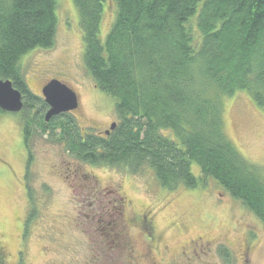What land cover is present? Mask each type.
I'll use <instances>...</instances> for the list:
<instances>
[{
    "label": "trees",
    "instance_id": "obj_1",
    "mask_svg": "<svg viewBox=\"0 0 264 264\" xmlns=\"http://www.w3.org/2000/svg\"><path fill=\"white\" fill-rule=\"evenodd\" d=\"M105 1L73 4L82 61L114 99L116 126L93 133L71 113L46 122L48 106L25 84L22 57L55 43L57 0H0V80L21 92L20 113L43 107L38 128L80 164L149 171L167 190L210 179L264 224V170L237 151L222 120L223 98L238 93L264 111V0H114V20L100 40ZM22 118L29 163L34 120Z\"/></svg>",
    "mask_w": 264,
    "mask_h": 264
},
{
    "label": "rangeland",
    "instance_id": "obj_2",
    "mask_svg": "<svg viewBox=\"0 0 264 264\" xmlns=\"http://www.w3.org/2000/svg\"><path fill=\"white\" fill-rule=\"evenodd\" d=\"M103 8L100 40L114 20V0H106ZM55 10L54 45L30 50L20 61L25 84L43 99V84L51 78L63 81L78 95L79 106L71 115L79 125L102 134L117 120L114 99L86 72L73 0H57ZM43 109L33 104L25 114L0 113V264H228L220 244L211 247L214 251L195 248L192 240L197 236L227 243L230 253H236L229 256V264H264V224L210 179L194 189L167 190L149 171L133 175L80 164L59 140L40 131ZM222 109L227 137L245 160L263 171L264 111L245 92L224 97ZM25 115L35 123L29 163L20 124ZM192 173L198 175L195 163ZM136 214L150 216L157 230L149 251L144 237L123 229L126 218ZM248 217L258 244L252 245L249 259L238 260ZM130 242L137 250L134 259L127 248ZM145 250L147 256L140 258Z\"/></svg>",
    "mask_w": 264,
    "mask_h": 264
},
{
    "label": "water",
    "instance_id": "obj_3",
    "mask_svg": "<svg viewBox=\"0 0 264 264\" xmlns=\"http://www.w3.org/2000/svg\"><path fill=\"white\" fill-rule=\"evenodd\" d=\"M41 94L45 104L49 107L44 113L46 122L54 116L78 108V96L75 91L56 78H52L43 84ZM22 106L21 92L13 87L11 80H0V109L4 112L19 113ZM115 126L113 122L110 129ZM105 133H108V130Z\"/></svg>",
    "mask_w": 264,
    "mask_h": 264
},
{
    "label": "flooded vegetation",
    "instance_id": "obj_4",
    "mask_svg": "<svg viewBox=\"0 0 264 264\" xmlns=\"http://www.w3.org/2000/svg\"><path fill=\"white\" fill-rule=\"evenodd\" d=\"M218 194L221 195L222 193L219 192ZM126 220H127V222L124 225H122L123 229H126V228L134 229L135 230L134 234L137 236V238L144 237L145 249H147L149 251V249L151 248V244L152 243L154 244L158 238V236H157L158 233H157V230L155 229L153 220L150 218V216H146L143 214L142 215H139V214L131 215V217L126 218ZM250 222H251V217L250 218L248 217L247 223L244 224L245 229L243 230V233H241V236H243V237H242V242L240 243V244H242V245H240L241 251H239V253H237L238 260L249 259L248 256H249V252H250L252 245L258 244L257 243V240L259 238L258 232L256 231V229L252 225L249 224ZM238 224H240V223L238 222ZM238 224H237V226H238ZM128 225H129V227H128ZM129 232H131V231H129ZM127 244H129L127 247L129 249L128 252L131 253V256H133L132 259H134L135 258L134 256H136V252H137V250L134 248L135 244L133 245V244H131V242L127 243ZM192 244L194 245L195 248L198 247V249L205 250V251H207V250L214 251V248H211V247H214L215 245L220 244L224 248V249H222L223 250V252H222L223 258H226L225 261H228V264H229V256L231 254L236 255L235 252L230 253V250H228V247H227V243H223L222 241L221 242L218 241V243L217 242L213 243L210 241H204L203 238L197 236L196 239L192 240ZM123 247H124V245H123ZM191 248H192V246H191ZM124 249H125V247H124ZM193 251L194 250H192V252ZM186 254H187V252H185V251L182 252L183 258L186 256ZM144 256H147L146 250H145V252H143L140 255V258L144 257Z\"/></svg>",
    "mask_w": 264,
    "mask_h": 264
},
{
    "label": "bare ground",
    "instance_id": "obj_5",
    "mask_svg": "<svg viewBox=\"0 0 264 264\" xmlns=\"http://www.w3.org/2000/svg\"><path fill=\"white\" fill-rule=\"evenodd\" d=\"M19 91V90H18Z\"/></svg>",
    "mask_w": 264,
    "mask_h": 264
}]
</instances>
